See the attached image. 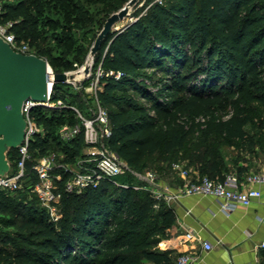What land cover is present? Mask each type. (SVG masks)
Wrapping results in <instances>:
<instances>
[{
    "label": "trees",
    "instance_id": "trees-1",
    "mask_svg": "<svg viewBox=\"0 0 264 264\" xmlns=\"http://www.w3.org/2000/svg\"><path fill=\"white\" fill-rule=\"evenodd\" d=\"M128 1H9L3 4L0 21H11L17 40L60 73L87 60L98 33L94 24L100 30ZM143 3L140 6L138 0L131 7L137 9L136 18L111 31L93 56L94 69L102 64L107 71L121 73L104 76L99 90L100 102L109 112V146L134 170H144L155 155V164L168 159L156 170L174 175L171 185L182 182L173 168L177 161H172L181 149L188 159L186 167L203 175L245 176L251 168L228 161L227 148L234 143L256 144L247 128V105L264 104V0ZM53 90L54 99L84 104L81 94L71 93L64 82H55ZM34 116L43 128L30 145L34 158L56 150L65 154L59 159L65 162L83 155V135L70 142L58 136L62 125L78 121L73 110L39 107ZM197 133L196 141L189 143ZM8 156L14 172L18 148ZM27 174L21 189L0 190L3 212L10 210L6 200L15 198L12 193L25 198L17 202L22 245L0 235V242L15 244V250L7 252L0 246V264H142L143 259L169 264L177 258L153 247L156 240L149 228L157 214L161 220L157 230L167 235L177 221L175 208L152 192L135 189L125 175L117 178L128 187L103 180L97 188L80 193L63 191V216L54 222L30 186L36 181L31 161ZM64 175L63 181L69 174ZM29 195L38 205L26 200Z\"/></svg>",
    "mask_w": 264,
    "mask_h": 264
},
{
    "label": "built area",
    "instance_id": "built-area-1",
    "mask_svg": "<svg viewBox=\"0 0 264 264\" xmlns=\"http://www.w3.org/2000/svg\"><path fill=\"white\" fill-rule=\"evenodd\" d=\"M157 1L162 2L163 0ZM12 25L11 21H0V35L15 50L22 53H33L27 43H20L17 40L15 33L11 30ZM92 64L91 57L81 65L76 63L75 69L66 71L69 77L64 82L70 86L71 93H80L87 105L90 104V100L93 101V106L90 108L91 112L85 113L78 103H73L66 98H53L55 82L52 71L48 99L46 101L28 99L24 103L23 110L27 120V133L23 144L18 147L17 169L10 172L8 176H0V190L17 191L24 186L29 178L27 164L31 161L36 181L30 186L54 222H58L63 216L61 210L63 191L80 193L87 188H97L103 180H109L117 186L128 187L127 183L120 181L117 177L131 171L138 173L109 146L107 140L112 133L109 112L99 99L103 77L108 75L120 77L121 73L114 70L107 71L102 64L94 69ZM39 107L44 110L71 109L74 111L78 121L74 124L62 125L58 130V136L63 142H70L79 135H83L84 147L86 148L84 153L87 157L79 162L80 164L75 165L71 162L61 161L55 152H49L37 158L32 156L31 142L37 134L43 131L42 126L34 116V110ZM83 162H91V168L82 165ZM173 168L182 179L178 185L164 183L155 171L138 173L151 185L153 196L159 200H164L171 206L188 196L212 195L218 201L219 210L230 215L240 206H248L254 200L263 197L264 169L251 170L243 177H240L236 172H230L221 179L203 175L196 169L188 168L180 162L174 163ZM65 172L69 176L63 181ZM62 181L64 182L63 186H61ZM183 240L200 242L206 250L213 248L211 242L203 240L191 227H187L183 232ZM260 247L264 248V241ZM198 261V254L183 251L169 264H197Z\"/></svg>",
    "mask_w": 264,
    "mask_h": 264
},
{
    "label": "crops",
    "instance_id": "crops-1",
    "mask_svg": "<svg viewBox=\"0 0 264 264\" xmlns=\"http://www.w3.org/2000/svg\"><path fill=\"white\" fill-rule=\"evenodd\" d=\"M262 190L261 199L240 206L230 215L219 210L212 195L188 196L174 204L178 217L172 229L183 234L191 227L213 245L206 250L200 242L182 240L181 252L198 254L197 264H264V248L260 247L264 241V185Z\"/></svg>",
    "mask_w": 264,
    "mask_h": 264
},
{
    "label": "water",
    "instance_id": "water-1",
    "mask_svg": "<svg viewBox=\"0 0 264 264\" xmlns=\"http://www.w3.org/2000/svg\"><path fill=\"white\" fill-rule=\"evenodd\" d=\"M138 0H130L119 11L112 13L97 35L91 48L93 57L102 47L109 33L129 15ZM50 65L46 58L35 53H22L0 35V176L12 170L9 152L23 144L27 120L23 106L26 100L46 101L51 82ZM66 72L53 73L54 82H65Z\"/></svg>",
    "mask_w": 264,
    "mask_h": 264
},
{
    "label": "rangeland",
    "instance_id": "rangeland-1",
    "mask_svg": "<svg viewBox=\"0 0 264 264\" xmlns=\"http://www.w3.org/2000/svg\"><path fill=\"white\" fill-rule=\"evenodd\" d=\"M9 1L15 2L16 0H0V12L1 11L3 12V4ZM143 1L145 0H142V4L140 6L144 5ZM125 5L126 4H123V6H121V8H119L117 11L121 10ZM136 13H138L137 9H133V10L131 9L129 12V15L118 23V29L121 28L127 22L135 19ZM94 27H95L94 30L98 31L99 33L104 27V25L102 26L100 30H99V24H96V25L94 24ZM79 34L81 35L82 33L79 32ZM97 35L95 36V39ZM91 37H93V35H91ZM90 54H91V50L89 52V55L87 56V59L90 58ZM91 58L93 61L92 65L94 66L95 60L93 57ZM50 69L52 72L53 69L51 66H50ZM148 71L150 73L152 72V70H148ZM92 106H93L92 100H90L89 105H87V103L84 101V104H82L81 108L83 109L85 113L89 114L91 112L90 108ZM247 115L249 119V124L247 128L249 132L255 137L256 144L251 147H246V146L240 147L236 145L235 143L231 147L228 146L227 151L230 153L228 154L227 160L229 161V160L234 159V161H237L239 165L248 166L252 170H255V171L262 170L264 169V104H262L259 101L250 102L247 105ZM198 136L199 134L197 133L194 137L191 138L189 143H191L192 140L196 141ZM85 150L86 148L84 147L83 155H80L79 157L76 158V161H73L71 163H74L75 165H77V164H80L79 162L85 160L87 157L84 153ZM52 152L56 153V156L58 159H63L65 156V154L59 150L52 151ZM183 156H184V150L181 149L179 152L175 154L172 161H177V162L181 161L180 163H182L183 165H186V163L188 162V159H184ZM156 158H157V155L151 157L147 161L148 164L144 170H136V171L138 173H142L146 171H155L159 174L160 178L164 181V183L171 185L170 181L174 177V175L173 176L172 175L171 176L162 175V173H159L156 170L158 165L167 164L168 159L165 160V162L160 161L157 164H155L153 162L155 161ZM90 163L91 162H83L82 165L91 168L92 165H90ZM231 171H235V168H232ZM138 173L134 171L126 172L125 177L130 182V184L133 185L135 189L141 192H151V185L147 183V181L143 179V177H141ZM12 194L15 195V198L6 200L7 203L10 205L9 206L10 210L8 212L0 211V235L8 236V238L12 239L16 245L21 246L22 245V242H21L22 233H20L21 231L19 230V223L16 222L18 219H20L19 215L17 214V211L21 206L17 202L19 199L25 200V198L22 196H18V194L16 193H12ZM31 196L32 195H29L28 198H26V200L28 201L33 200ZM33 203L38 205L39 202L33 200ZM158 209H160L159 205H157L156 210ZM160 223H161V220L157 216V214L149 221V228L151 229L150 231L152 232L151 237L156 240V244H154L153 247L156 249H160V250L171 251L173 256H177L181 252L180 244L183 240L182 232L170 229L167 235H162L157 230V227L160 225ZM15 244L12 245L10 243L0 242V246L4 247L6 252L15 250ZM142 264H156V263L150 259H143Z\"/></svg>",
    "mask_w": 264,
    "mask_h": 264
}]
</instances>
